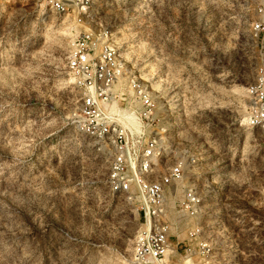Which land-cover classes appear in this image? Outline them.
Returning a JSON list of instances; mask_svg holds the SVG:
<instances>
[{
	"label": "rangeland",
	"instance_id": "374dc122",
	"mask_svg": "<svg viewBox=\"0 0 264 264\" xmlns=\"http://www.w3.org/2000/svg\"><path fill=\"white\" fill-rule=\"evenodd\" d=\"M87 7L76 21L36 0H0V264H129L134 207L111 191L107 153L78 127L83 87L65 67L89 30L121 58L115 89L131 95L137 80L154 104L163 156L150 178L193 147L205 217L226 227L215 236L224 262L264 264V136L245 123L264 63V0ZM179 198L174 187L165 194L171 248Z\"/></svg>",
	"mask_w": 264,
	"mask_h": 264
},
{
	"label": "built area",
	"instance_id": "2783aa9c",
	"mask_svg": "<svg viewBox=\"0 0 264 264\" xmlns=\"http://www.w3.org/2000/svg\"><path fill=\"white\" fill-rule=\"evenodd\" d=\"M36 1L58 16L74 15L76 21L86 15L89 3ZM65 67L83 87L78 127L107 153L111 191L124 194L134 207L138 226L129 264H166L163 259L168 251L178 255L177 264H226L215 240L216 227L227 233L226 227L222 220L205 217L210 215L197 191L198 158L193 147L182 152L163 176L150 178L163 156L159 136L163 130L158 129L154 104L142 84L130 80L131 95L115 89L124 68L106 33L89 30L76 36L67 49ZM250 93L253 108L245 123L264 136V63ZM118 100L123 105L120 110L112 107ZM127 116L137 120L140 127H132ZM172 187L180 194L174 248L170 247V225L165 216V194Z\"/></svg>",
	"mask_w": 264,
	"mask_h": 264
},
{
	"label": "bare ground",
	"instance_id": "6f19581e",
	"mask_svg": "<svg viewBox=\"0 0 264 264\" xmlns=\"http://www.w3.org/2000/svg\"><path fill=\"white\" fill-rule=\"evenodd\" d=\"M127 117H128V116H127ZM166 255H167V254H166ZM166 255H165V256H166ZM185 264H186V263H185Z\"/></svg>",
	"mask_w": 264,
	"mask_h": 264
}]
</instances>
